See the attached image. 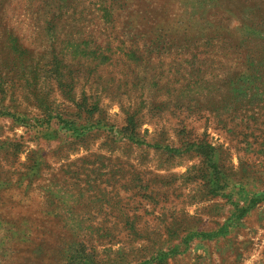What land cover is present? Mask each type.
Listing matches in <instances>:
<instances>
[{
    "label": "rangeland",
    "instance_id": "374dc122",
    "mask_svg": "<svg viewBox=\"0 0 264 264\" xmlns=\"http://www.w3.org/2000/svg\"><path fill=\"white\" fill-rule=\"evenodd\" d=\"M0 264H264V0H0Z\"/></svg>",
    "mask_w": 264,
    "mask_h": 264
}]
</instances>
